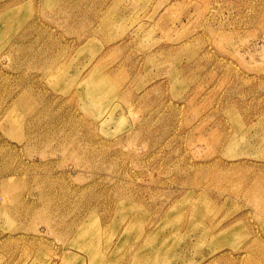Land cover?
Listing matches in <instances>:
<instances>
[{
	"label": "rangeland",
	"instance_id": "obj_1",
	"mask_svg": "<svg viewBox=\"0 0 264 264\" xmlns=\"http://www.w3.org/2000/svg\"><path fill=\"white\" fill-rule=\"evenodd\" d=\"M0 264H264V0H0Z\"/></svg>",
	"mask_w": 264,
	"mask_h": 264
}]
</instances>
